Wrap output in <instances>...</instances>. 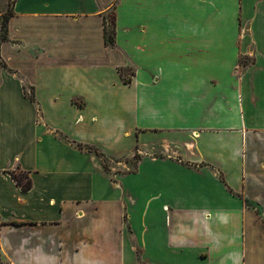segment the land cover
<instances>
[{"label":"crops","instance_id":"0c3cea01","mask_svg":"<svg viewBox=\"0 0 264 264\" xmlns=\"http://www.w3.org/2000/svg\"><path fill=\"white\" fill-rule=\"evenodd\" d=\"M11 4L0 264H264V0ZM242 57L255 66L238 80ZM93 149L142 156L106 170Z\"/></svg>","mask_w":264,"mask_h":264},{"label":"rangeland","instance_id":"374dc122","mask_svg":"<svg viewBox=\"0 0 264 264\" xmlns=\"http://www.w3.org/2000/svg\"><path fill=\"white\" fill-rule=\"evenodd\" d=\"M12 2V0H11ZM112 13V10L106 12V14L108 16H110ZM108 21L111 25V19L108 17ZM255 66V61L254 58L252 57H242L241 61H240V66L236 69V75L238 77V80L243 78L244 76L247 75L248 72L252 71L253 68ZM132 76V70L128 69L126 71H124V75H123V79L126 80L128 78H131ZM23 83V81H22ZM23 86L25 87V92L26 95L28 97L33 98L34 96V90H32V88L27 84L24 83ZM244 85L241 83H237L236 87L238 88V90H240V87L242 88ZM241 98V97H238ZM39 117V116H38ZM39 121H41V118H38ZM99 151V152H98ZM93 153H96L97 156H103L104 159V164L108 167L113 166L114 168H118L119 171L121 172H133L135 171L138 159L142 156L141 154H139L138 150L133 152L130 156L128 157H124L122 159H117L116 157H112L109 155H105L102 152H100L99 149H93ZM103 164V166H105ZM19 172V171H18ZM256 217H258L260 220H262L264 222V215H262V213L260 211H256ZM260 262V260L258 261Z\"/></svg>","mask_w":264,"mask_h":264},{"label":"trees","instance_id":"16d2710c","mask_svg":"<svg viewBox=\"0 0 264 264\" xmlns=\"http://www.w3.org/2000/svg\"><path fill=\"white\" fill-rule=\"evenodd\" d=\"M14 1V0H13ZM13 1L11 2L13 5ZM11 10L7 12V14L4 17V22H3V31L6 33L7 29V24L8 21L11 17ZM104 24H105V43L107 46H114L115 45V36H116V31H115V16L111 14L110 16L104 14ZM108 17L111 19V25L108 21ZM131 81V78H128L125 80V82ZM30 100H33V98L29 97ZM104 157V156H103ZM104 164V160H103ZM105 165V164H104ZM104 168L108 170V167L105 165ZM15 170V171H10V174L12 178L16 181V183L21 186L23 191H29L32 188V180L30 176L27 173H24L22 171Z\"/></svg>","mask_w":264,"mask_h":264}]
</instances>
